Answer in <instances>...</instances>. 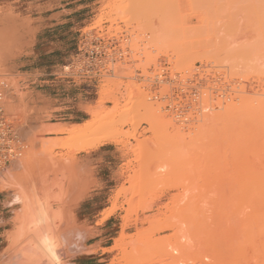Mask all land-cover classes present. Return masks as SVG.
<instances>
[{"label":"rangeland","instance_id":"1","mask_svg":"<svg viewBox=\"0 0 264 264\" xmlns=\"http://www.w3.org/2000/svg\"><path fill=\"white\" fill-rule=\"evenodd\" d=\"M0 76L27 144L0 264H264V0H0ZM79 154L90 195L60 212Z\"/></svg>","mask_w":264,"mask_h":264},{"label":"crops","instance_id":"2","mask_svg":"<svg viewBox=\"0 0 264 264\" xmlns=\"http://www.w3.org/2000/svg\"><path fill=\"white\" fill-rule=\"evenodd\" d=\"M79 109L80 106H79ZM64 123H52V125H63ZM74 125L81 124L80 122L73 123ZM79 163L76 166V173H78V179L71 181V166L64 167V175L59 176L55 186H53V196L56 201H53V209L60 212L68 213L74 212L80 214L81 206L85 203L89 197L87 191V177H88V162L87 157L84 154L77 156ZM38 193V192H37ZM32 194H35V186L33 187ZM59 200V201H57ZM105 210L104 208L97 210V217ZM107 249V248H102ZM87 255L93 256L95 254L87 252Z\"/></svg>","mask_w":264,"mask_h":264},{"label":"built area","instance_id":"3","mask_svg":"<svg viewBox=\"0 0 264 264\" xmlns=\"http://www.w3.org/2000/svg\"><path fill=\"white\" fill-rule=\"evenodd\" d=\"M12 91L10 82L0 76V172L8 170L27 149L20 125L8 110Z\"/></svg>","mask_w":264,"mask_h":264},{"label":"bare ground","instance_id":"4","mask_svg":"<svg viewBox=\"0 0 264 264\" xmlns=\"http://www.w3.org/2000/svg\"><path fill=\"white\" fill-rule=\"evenodd\" d=\"M262 2V1H261ZM257 4V3H256ZM262 4V3H261ZM262 8V7H261ZM262 10V9H261ZM160 79V78H159ZM228 92V91H227ZM229 93V92H228ZM226 98V97H225ZM227 99V98H226ZM222 101V100H221ZM237 107V106H236ZM235 110V109H234ZM228 111V110H227ZM227 116V115H226ZM233 116V115H232ZM95 119V118H94ZM96 120V119H95ZM94 120V121H95ZM86 124L84 125H77L76 127H74L73 128V130L71 131L72 133L74 132V134L73 135H75V132H78V135H81V136H77V133H76V139L78 138L79 139V137L80 138H82V134H80V133H88V132H92V130L90 129L91 128V126H92V124L89 122V121H87V122H85ZM98 123H99V120H98ZM96 126V125H95ZM94 126V127H95ZM111 126V125H110ZM59 127V126H58ZM100 127V126H99ZM106 127V126H105ZM56 129V128H55ZM99 129V128H98ZM107 129V128H106ZM57 130V129H56ZM90 130V131H89ZM100 130V129H99ZM102 130V129H101ZM108 130V129H107ZM114 130V129H113ZM58 131V130H57ZM96 131H97V129H96ZM109 131V130H108ZM60 132V131H59ZM98 132V131H97ZM96 132V134H100L101 132H98L97 133ZM104 131H102V133H103ZM111 132V131H110ZM113 132V131H112ZM106 133V131L103 133V137H102V135H101V137L102 138H104V134ZM114 133V134H113ZM112 134L113 135H111L110 136V134H108L105 138H104V140L105 139H108V140H110L111 139V137L113 136V137H117V135H119V134H117L116 136H114L115 134H116V132H115V130H114V132H113ZM244 133V132H243ZM88 134H90V133H88ZM94 134V133H93ZM95 135V134H94ZM93 135V136H94ZM84 136V135H83ZM90 136L92 137V135L90 134ZM99 136V135H98ZM110 136V137H109ZM91 137H89V138H91ZM72 138H73V136H72ZM75 138V137H74ZM84 138H85V136H84ZM94 138V137H93ZM97 138H99V137H97ZM101 138V139H102ZM77 139V140H78ZM114 139V138H113ZM116 139V138H115ZM84 140V139H83ZM99 140H100V138H99ZM204 140V139H203ZM98 141V140H97ZM96 141V142H97ZM102 141H103V139H102ZM115 141V140H114ZM78 142H80L79 140H78ZM89 141H86L85 140V143L87 144ZM95 142V143H96ZM105 143H106V141H104ZM103 142V143H104ZM108 142V141H107ZM95 143H93L92 142V144H94V146H95ZM99 143H101V141L99 142ZM98 142H97V144H99ZM89 144V143H88ZM84 145V144H83ZM101 145V144H100ZM82 146V145H81ZM92 146V145H91ZM78 147V146H77ZM91 148V147H90ZM216 149V148H215ZM232 149H234V148H232ZM231 149V150H232ZM239 149V148H238ZM242 149V148H241ZM240 149V150H241ZM214 150V149H213ZM248 152V151H247ZM246 153V152H245ZM186 155V154H185ZM242 156V155H241ZM237 157V156H236ZM238 158V157H237ZM241 158V157H240ZM248 158H250V156L248 157ZM246 159V158H245ZM17 160H19V159H17ZM250 160V159H249ZM16 161V160H15ZM15 161H13V162H15ZM225 162V161H224ZM246 162V161H245ZM13 164V163H12ZM17 164V163H16ZM19 164H20V162H19ZM239 164V163H238ZM15 165V164H14ZM18 167V166H17ZM21 167V166H20ZM246 168V167H245ZM251 168V167H250ZM15 169H17L16 168V166H15ZM262 168H260V170H261ZM13 170V169H12ZM16 171V170H15ZM248 171V170H247ZM262 171V170H261ZM259 172V171H258ZM249 174V173H248ZM252 176V175H251ZM239 178V177H238ZM240 179V178H239ZM243 179V178H242ZM31 197V196H30ZM37 199V198H36ZM27 200V199H26ZM31 201H30V199H29V203H30ZM23 203H25V202H23ZM27 203H28V201H27ZM32 203V202H31ZM30 203V204H31ZM39 204V203H38ZM29 205V204H28ZM26 206V205H25ZM31 206L29 205V207L27 206V208H30ZM42 208L43 209H45L43 206H42ZM41 207H39L38 209V212L36 211L35 213H37L36 215H37V217H38V223H37V225H40V224H42V223H44V217H45V215H46V213H45V211H43V209H42ZM31 209V208H30ZM36 210V209H35ZM105 211V210H104ZM24 212V211H23ZM26 212H28V210L26 211ZM105 212H107V211H105ZM29 213H30V211H29ZM111 213V212H110ZM45 214V215H44ZM34 215V214H33ZM42 222V223H41ZM40 223V224H39ZM67 231V230H66ZM62 235V234H61ZM77 237V236H76ZM237 238H238V236H237ZM45 239V241L43 240V247L46 249V251H47V253H49V255L53 258V259H55V260H58V256H57V254L55 253V246H54V244H53V241L52 240H50V238L48 239V237H47V239L46 238H44ZM81 240V239H80ZM238 240V239H237ZM247 240V239H246ZM233 242H234V240H233ZM231 249V248H230ZM229 250V249H228ZM79 251V250H78ZM81 251V250H80ZM231 250H229V252H230ZM234 253H236L235 251H234ZM74 254V253H73ZM72 254V255H73ZM75 254H76V252H75ZM233 254V253H232Z\"/></svg>","mask_w":264,"mask_h":264}]
</instances>
